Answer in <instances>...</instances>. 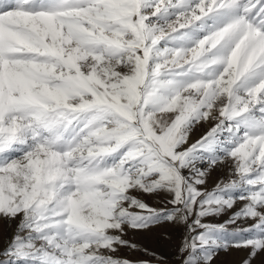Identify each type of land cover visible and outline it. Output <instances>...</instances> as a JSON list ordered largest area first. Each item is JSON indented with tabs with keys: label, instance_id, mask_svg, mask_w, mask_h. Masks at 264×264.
Listing matches in <instances>:
<instances>
[{
	"label": "snow or ice",
	"instance_id": "6c2138e0",
	"mask_svg": "<svg viewBox=\"0 0 264 264\" xmlns=\"http://www.w3.org/2000/svg\"><path fill=\"white\" fill-rule=\"evenodd\" d=\"M226 161L232 179L203 191L197 162ZM134 192H166L172 207ZM237 200L229 223H253L233 246L254 257L264 251V0H0V218L19 219L0 264H133L116 255L137 249L126 229L186 223L194 210L181 251L200 264L197 250L223 229L201 218Z\"/></svg>",
	"mask_w": 264,
	"mask_h": 264
},
{
	"label": "rangeland",
	"instance_id": "374dc122",
	"mask_svg": "<svg viewBox=\"0 0 264 264\" xmlns=\"http://www.w3.org/2000/svg\"><path fill=\"white\" fill-rule=\"evenodd\" d=\"M205 128L206 123L203 126L201 125L202 130H199L198 124L195 125L189 135L186 147L198 141L209 131H205ZM226 135L227 133L223 134L225 137ZM230 164V161H226L209 167L207 162H197L196 166L198 168H204L208 173L205 177V183L200 186L201 189L203 191H213L218 184L223 186L224 183L232 179L230 175ZM132 194L136 195L139 199L142 198L141 200L157 210L166 211L172 207L167 203L171 199V196L165 192L145 195L144 193L134 192ZM240 194V191L236 190L231 193H224L223 195L227 197L228 195L239 196ZM241 207L242 201L237 200L232 208L224 209L217 215H209L201 218L203 224L223 225V229H218L211 234V238L217 242L215 245H208L197 250L200 264H243L245 259H249L251 264H264V251L259 252L254 257H250L248 249L233 246L235 242L249 235L239 230L246 229L253 223V221L245 222L244 220L229 223L233 214ZM195 218L196 211L194 210L186 223L178 219L174 221L162 220L150 226L148 229H126L124 238L135 244L137 249L133 250L132 248L121 247L116 255L131 260L133 264H184L188 253L186 251L182 252L181 248L186 237L196 234L194 232L190 233L188 229V225ZM18 223L19 219L8 220L0 218V252H3L7 247L8 241L16 232ZM202 231H204L202 228H196V232ZM209 254L211 255V260L206 261L204 257ZM6 259H9V257L0 256V260Z\"/></svg>",
	"mask_w": 264,
	"mask_h": 264
},
{
	"label": "bare ground",
	"instance_id": "6f19581e",
	"mask_svg": "<svg viewBox=\"0 0 264 264\" xmlns=\"http://www.w3.org/2000/svg\"><path fill=\"white\" fill-rule=\"evenodd\" d=\"M206 123V128L204 129L205 131H208L210 130L212 127H213V124L215 123V120H210V121H207V122H201L198 124V128L199 130L201 129V125L203 126V124ZM202 130V129H201ZM166 193V192H165ZM145 195V194H144ZM147 196V195H146ZM167 196V195H166ZM169 196V195H168ZM141 197V196H140ZM144 198V197H143ZM167 198V197H166ZM142 199V198H141ZM253 264V263H252ZM256 264V263H254Z\"/></svg>",
	"mask_w": 264,
	"mask_h": 264
}]
</instances>
